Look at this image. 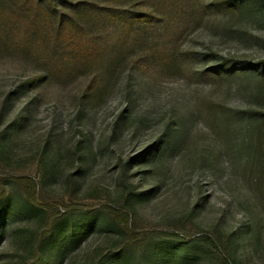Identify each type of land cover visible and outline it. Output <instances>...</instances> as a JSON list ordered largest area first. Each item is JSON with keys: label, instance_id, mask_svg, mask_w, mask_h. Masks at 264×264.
Here are the masks:
<instances>
[{"label": "rangeland", "instance_id": "1", "mask_svg": "<svg viewBox=\"0 0 264 264\" xmlns=\"http://www.w3.org/2000/svg\"><path fill=\"white\" fill-rule=\"evenodd\" d=\"M199 1L182 70L123 61L93 106L0 47V264H264V0Z\"/></svg>", "mask_w": 264, "mask_h": 264}, {"label": "trees", "instance_id": "2", "mask_svg": "<svg viewBox=\"0 0 264 264\" xmlns=\"http://www.w3.org/2000/svg\"><path fill=\"white\" fill-rule=\"evenodd\" d=\"M223 4L233 13L241 7L239 1L217 6ZM213 8L199 0H0V47L30 54L55 79L91 75L85 98L93 106L101 100L107 75L123 61L146 72L182 70L187 57L176 44ZM259 65L264 74V60ZM233 66L226 60L202 75L220 78ZM124 227L134 233L128 220ZM131 244L115 256L126 255Z\"/></svg>", "mask_w": 264, "mask_h": 264}]
</instances>
